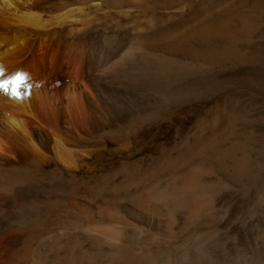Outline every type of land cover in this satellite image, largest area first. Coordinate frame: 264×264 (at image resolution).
I'll return each mask as SVG.
<instances>
[{
  "label": "bare ground",
  "instance_id": "1",
  "mask_svg": "<svg viewBox=\"0 0 264 264\" xmlns=\"http://www.w3.org/2000/svg\"><path fill=\"white\" fill-rule=\"evenodd\" d=\"M155 1L0 0L2 79L29 77L21 98L0 93V264H184V236L200 240L203 228L196 171L225 170L210 185L228 180L230 169L238 178L247 171L245 146L240 158L234 145L218 148L226 129L215 133L212 121L221 109L167 149L123 151L115 174L82 164L88 149L136 139L166 119L174 93L155 100L153 90L170 92L184 64L166 38L138 30L137 15ZM207 21L215 32L237 22L220 14ZM247 229L241 243L227 233L222 253L194 244L187 264H211L234 249L248 256Z\"/></svg>",
  "mask_w": 264,
  "mask_h": 264
},
{
  "label": "rangeland",
  "instance_id": "2",
  "mask_svg": "<svg viewBox=\"0 0 264 264\" xmlns=\"http://www.w3.org/2000/svg\"><path fill=\"white\" fill-rule=\"evenodd\" d=\"M218 14L232 16L237 22L221 25L215 32L214 25L208 27L212 23L207 19ZM122 20L127 21L125 17ZM136 21L141 34L153 32L157 40L166 38L171 57L184 64V70L169 82L174 85L172 92L158 87L153 90L155 100L165 93H174L163 105L168 111L166 119L157 122L149 134L144 131L146 135L136 139L123 138L115 143L109 140L105 149H88L82 164L91 171L102 173L109 169L115 174L122 169H117V162L123 151L140 157L156 148L167 149L166 142L173 141L175 135L184 134L185 130L195 131L199 117L210 122L213 118L209 111L218 114L221 109L223 112L212 121L215 133L226 129L224 137L219 138L218 148L234 145L231 152L240 158L245 146L248 169H241V178L230 169L229 179L218 185H210L207 180L225 176V170L215 167L196 171L198 184L195 183L194 190L201 192L198 195L205 204L199 213L203 228L198 235L200 240L184 236V264L189 262L190 247L196 243L206 253L213 250L222 253L227 233L243 242L244 223L248 228L249 255L243 256L244 252L234 249L227 256H217L211 264H264V0H171L168 4L156 0L148 10L139 12ZM200 24H204L202 28ZM178 46L184 48L183 56L174 50ZM139 95L144 96L142 90ZM203 136L205 140L210 133ZM234 141L241 142V146L232 144ZM187 150L188 146H184V155ZM191 157L198 161L203 156L192 154ZM258 165L262 166L261 179H258ZM186 169L189 167L184 165V172ZM185 193L190 197L195 192ZM246 199L248 205L244 204ZM192 215L184 209L188 222L193 221ZM41 253L45 257L48 252L43 249Z\"/></svg>",
  "mask_w": 264,
  "mask_h": 264
},
{
  "label": "snow or ice",
  "instance_id": "3",
  "mask_svg": "<svg viewBox=\"0 0 264 264\" xmlns=\"http://www.w3.org/2000/svg\"><path fill=\"white\" fill-rule=\"evenodd\" d=\"M4 72L0 66V93L10 94L13 98H21L20 89L28 87L29 77L23 73H16L8 79H2Z\"/></svg>",
  "mask_w": 264,
  "mask_h": 264
}]
</instances>
